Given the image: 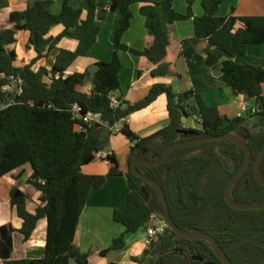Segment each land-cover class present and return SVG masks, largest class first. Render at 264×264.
<instances>
[{
    "label": "trees",
    "instance_id": "trees-1",
    "mask_svg": "<svg viewBox=\"0 0 264 264\" xmlns=\"http://www.w3.org/2000/svg\"><path fill=\"white\" fill-rule=\"evenodd\" d=\"M63 0L62 10L53 14V0H37L23 11L10 14L11 28L0 27V179L18 168L30 165L32 175L28 183L40 193L35 213L27 209L28 196L19 188L10 192L11 205L23 221L16 230L12 224L0 227V263L3 264H90V254L83 253L76 243L77 228L93 189L103 187L108 177L123 176L115 155L105 159L110 164L108 176H88L82 168L96 159V154L108 148L114 135L112 129L122 120L152 105L161 95L168 100L170 123L167 127L141 137L124 124L120 132L133 144L130 152L131 170L126 175L130 192L124 210H115V222L136 233L154 224V217H163V206L157 191L132 171V159L160 160L174 145L187 140L208 139L234 134L244 140L252 152V163L246 174L231 192L234 202L246 205L264 203V186L255 177V165L264 149V67L240 64L237 57L245 56L251 46H264V16L219 17L226 0H202L204 15L196 17L194 0L188 1V12L178 13L174 0H109L110 10L119 11L121 18L115 31L114 53L110 62L96 64V72L89 71L66 76L68 68L80 57H87L100 34L97 25L96 0H86L88 12ZM134 4H148L142 8L146 27L153 37L151 47L138 51L123 43L130 29ZM161 7L167 28H164L157 7ZM107 11L100 19H104ZM194 20L195 37L183 41L182 56L209 69L222 66V80L236 95L255 100L256 110L247 117L228 118L216 107L208 106L199 94L188 91L176 94L165 84L155 85L141 101L132 104L117 99L121 89L123 70L119 52L126 51L156 65L154 76L169 73L165 63L171 44L175 22ZM55 25H63L58 37H48ZM21 32L29 33V46L37 57L23 67L15 65L17 55L10 47ZM64 38L78 42L75 51L61 50L51 70L34 65L53 51ZM201 42H207L202 52ZM48 47V52L43 51ZM21 79V95L2 92L10 78ZM45 78L48 81H45ZM88 82L90 94L80 92L79 86ZM81 115L94 112L103 124L89 127L82 119H74V106ZM201 120L199 130L186 128L183 118ZM257 118L259 131L249 129V120ZM78 125L85 130L79 131ZM242 133V134H241ZM230 158L231 165L227 163ZM246 160L243 148L231 141H221L177 150L162 166L138 167L144 176L156 181L164 190L173 222L186 233H205L216 240L226 259L232 264H264V209L241 211L226 199V191ZM264 180V160L261 166ZM47 221L45 255L41 259H13L14 235L19 232L28 242L40 221ZM125 234L116 238L101 257L125 248ZM191 256L206 260V264H224L208 241H189L178 237L168 226L159 240L140 257L136 264H193ZM156 264V263H155Z\"/></svg>",
    "mask_w": 264,
    "mask_h": 264
},
{
    "label": "crops",
    "instance_id": "crops-1",
    "mask_svg": "<svg viewBox=\"0 0 264 264\" xmlns=\"http://www.w3.org/2000/svg\"><path fill=\"white\" fill-rule=\"evenodd\" d=\"M35 1L37 0H0L1 29L12 27L9 21L12 12L23 11ZM53 1L51 12L59 14L62 10L63 0ZM157 1L162 2L163 0ZM96 4L97 17L99 18L97 25L100 27L97 43L87 57L78 58L68 68L66 76L86 71L93 75L96 72L97 63L110 62L113 59L115 31L118 28L121 13L110 10L111 2L109 0H96ZM71 5L76 9H81L83 19L86 18L88 12L86 0H73ZM147 6L149 5L134 4L131 7L134 18L130 29L122 39L124 44L138 51H143L154 43V39L146 27V17L142 13V8ZM173 7L178 13L186 14L188 1L174 0ZM157 10L164 28H167L162 8L158 6ZM104 11H107L106 16L104 19H100ZM193 12L196 17L204 15L202 0H194ZM232 14L237 17L264 16V0H226L221 5L218 16L224 18ZM63 31V25H55L51 28L48 37L56 38ZM194 37L193 19L175 22L171 31V44L164 61L169 64L170 71L165 76H154L153 71L157 66L148 63L145 59L126 51L119 52L123 64V70L120 73L121 89L114 94V99L117 101L121 97L124 101L135 104L143 100L155 85L165 84L171 86L176 94L194 91L202 97L208 106L216 107L222 116L228 118L244 117L245 114L254 112L256 110L255 100H247L244 96L236 95L222 80L221 65L215 69H209L182 56L183 41ZM77 46L76 40L64 38L46 58L34 65V70L38 71L40 68L51 70L61 50L75 51ZM206 46L207 42H201L196 49L198 52H202ZM10 49L15 51L17 55L15 63L17 67L28 65L37 57V52L32 46H29V33L27 32L18 34L17 42ZM43 51L47 53L48 47H44ZM236 61L240 64L249 63L264 67V46H251L247 54L237 57ZM45 81L47 82L48 79L45 78ZM78 90L90 94L92 85L88 82L85 86H79ZM241 103H245L246 112H242ZM253 119L255 118L250 120ZM169 123L167 96L161 95L148 108L134 113L127 118L126 122L118 123L116 128L119 131L111 136L108 148L100 152L103 158L111 154L115 155L124 175L108 177L103 187L93 189L81 214L76 243L83 253L90 254V264H136L132 258L140 257L147 249L145 246L146 227L139 229L136 233L127 234L126 228L114 220L115 210L126 208L127 197L130 192L126 175L131 170L130 152L133 144L120 130L124 124H128L137 135L146 137L167 127ZM184 125L189 129L199 130L202 128L201 121L195 117L187 118ZM103 158H96L91 164L84 166L82 172L88 176H108L110 164ZM31 175V166L27 164L0 179V227L5 224H12L16 230L22 228L23 221L11 205L10 192L14 187L21 189L28 196L27 209L29 212L35 213L39 205L40 193L28 183ZM32 199L38 204L34 208L30 205ZM46 231L47 221L42 220L38 223L33 237L28 242L24 241L22 234L15 233L13 259L43 258L46 247ZM122 234H125V248L112 252L104 258L101 257L100 253L109 249L113 241ZM70 264L77 263L71 259Z\"/></svg>",
    "mask_w": 264,
    "mask_h": 264
},
{
    "label": "water",
    "instance_id": "water-1",
    "mask_svg": "<svg viewBox=\"0 0 264 264\" xmlns=\"http://www.w3.org/2000/svg\"><path fill=\"white\" fill-rule=\"evenodd\" d=\"M187 120V117L183 118V122L185 123ZM231 141L237 145H239L241 148L244 149L246 153V160L244 163L243 168L241 171L233 178L231 183L228 186V189L226 191V199L227 202L237 210L241 211H248V210H261L264 209V203L262 204H255V205H246V204H239L236 203L232 200L231 198V192L235 184L246 174V172L249 170L251 163H252V152L250 147L247 145V143L242 140L240 137L234 134H226L223 136H218L214 138H208V139H193V140H187V141H182L176 145H174L171 149L167 151V153L158 161H145L140 158H134L132 159V171L133 173L141 178L145 183L149 184L152 186L158 194V197L162 203L163 206V218L168 224V226L171 228V230L180 238L189 240V241H208L209 243L212 244L213 249L217 257H219L224 264H232L228 259L225 258L223 255L221 248L219 247L218 243L216 242L215 239L210 237L209 235L205 233H186L179 229L177 225L173 222L169 210V206L166 201L165 193L162 187L154 180L142 175L137 168L138 167H148V168H155V167H160L164 165L171 157L172 155L179 149L185 148V147H194V146H199V145H204V144H209V143H215V142H221V141ZM264 160V149L262 153L260 154L256 165H255V177L256 180L258 181L259 184L264 186V180L261 178V166Z\"/></svg>",
    "mask_w": 264,
    "mask_h": 264
},
{
    "label": "built area",
    "instance_id": "built-area-1",
    "mask_svg": "<svg viewBox=\"0 0 264 264\" xmlns=\"http://www.w3.org/2000/svg\"><path fill=\"white\" fill-rule=\"evenodd\" d=\"M9 83L4 85L2 88V92L6 94H16V95H21L23 93L22 89V80L21 79H15V78H10ZM118 102L113 99V106H117ZM5 106L0 104V110L4 109ZM241 110L242 112L247 111V107L245 103H241ZM74 119H82L84 124H87L89 127H92L95 124H103L101 120V116L97 113L94 112H88L84 115H81V108L77 105L74 106V111H73ZM126 119H122L119 123L121 122H126ZM201 121V120H200ZM77 129L79 131L85 130L82 125H78ZM112 131L118 132L119 130L116 128V126L112 129ZM107 157V156H106ZM105 157V158H106ZM96 158L101 159L102 154L99 152L96 154ZM103 158V159H105ZM154 224L149 226L147 228V236L145 240V246L149 248L153 243L157 242L159 238L165 233L166 229L168 228V224L164 220V218H157L154 217L153 219Z\"/></svg>",
    "mask_w": 264,
    "mask_h": 264
},
{
    "label": "rangeland",
    "instance_id": "rangeland-1",
    "mask_svg": "<svg viewBox=\"0 0 264 264\" xmlns=\"http://www.w3.org/2000/svg\"><path fill=\"white\" fill-rule=\"evenodd\" d=\"M97 68H96V66H95V70H96ZM95 72V71H94ZM93 72V73H94ZM248 115H244V117H247ZM260 128H261V126H260V123H259V120L258 119H253V120H250V122H249V129L250 130H252V131H259L260 130ZM242 134V133H241ZM227 163L229 164V165H231V160H230V158H227ZM30 205H31V207L32 208H34V207H36V205H38L37 204V202L34 200V199H32L31 200V202H30ZM160 216L161 215H159L158 216V218L160 219ZM191 258H192V263L193 264H206V260H203V259H199V258H197V257H194V256H191ZM156 264H162L160 261H157L156 260V262H155ZM154 263V264H155Z\"/></svg>",
    "mask_w": 264,
    "mask_h": 264
}]
</instances>
